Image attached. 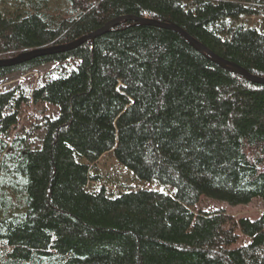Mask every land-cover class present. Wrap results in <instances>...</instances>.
Masks as SVG:
<instances>
[{
  "label": "trees",
  "instance_id": "obj_1",
  "mask_svg": "<svg viewBox=\"0 0 264 264\" xmlns=\"http://www.w3.org/2000/svg\"><path fill=\"white\" fill-rule=\"evenodd\" d=\"M65 7L57 11L51 5ZM175 24L218 56L264 77V0H0V58L71 43L119 16ZM69 64L28 93H0V135L21 107L57 109L40 147L0 139V264H264L255 220L193 210L202 197L264 200V85L224 69L180 34L135 21L65 52L0 67V77ZM118 78L125 88L115 91ZM139 180L172 193L89 192L112 142ZM249 243L231 249L240 236Z\"/></svg>",
  "mask_w": 264,
  "mask_h": 264
},
{
  "label": "rangeland",
  "instance_id": "obj_2",
  "mask_svg": "<svg viewBox=\"0 0 264 264\" xmlns=\"http://www.w3.org/2000/svg\"><path fill=\"white\" fill-rule=\"evenodd\" d=\"M58 2L51 5L53 11H57L59 7H65ZM75 64V63H74ZM70 63V65H74ZM69 64L49 63L37 67L28 72H14L5 77H0V93L12 89L22 90L28 93L34 88L41 79L49 75H56L63 69L70 68ZM123 79L118 78L115 84V91L121 92L125 88ZM132 105L130 101L126 104L122 112L117 116L113 123L114 135L112 142L100 151L96 159L76 158L81 163L90 166V180L87 186L89 192H98L101 188L106 190V194L110 197H117L122 193L138 191V190H158L165 193H172V190L163 187L156 182L141 181L136 176V170L128 164L123 156L125 146L120 145V130L117 125V119L125 113ZM57 115V109L46 105H26L21 107L20 126L4 137L0 135V139L5 138L12 141L15 134H20L27 138L28 143L32 147H40L43 137L46 118ZM222 210L226 214L235 218H249L255 220L264 213V200L253 199L247 205L232 206L223 201H217L202 197L199 204L194 208V212H214ZM249 243V238L241 235L239 241L231 246V249L242 247Z\"/></svg>",
  "mask_w": 264,
  "mask_h": 264
},
{
  "label": "water",
  "instance_id": "obj_3",
  "mask_svg": "<svg viewBox=\"0 0 264 264\" xmlns=\"http://www.w3.org/2000/svg\"><path fill=\"white\" fill-rule=\"evenodd\" d=\"M122 21H135L144 25H152L156 27H160L163 29H169L172 30L178 34H180L196 51H198L201 54H204L207 56L212 62L217 64L218 66L227 69L229 71H232L246 79H248L251 82L257 83V84H263L264 85V77H257L252 74H250L247 70L242 68L241 66L230 62L228 60H225L224 58L218 56L213 51L208 49L205 45L197 41L195 38L190 36L186 31H184L182 28L175 24H169V23H163L152 19L147 18H139L132 15L128 16H119L117 18H114L107 22L103 27L100 29L87 34L71 43L64 44V45H57V46H51V47H43V48H35L30 49L27 51H23L19 53L16 56L9 57V58H0V67H12L24 62H27L31 59H34L38 56L43 55H49L53 53H59V52H65L69 51L71 49L76 48L77 46L81 45L87 40H93L97 36L102 35L106 32H108L112 27L116 26Z\"/></svg>",
  "mask_w": 264,
  "mask_h": 264
}]
</instances>
